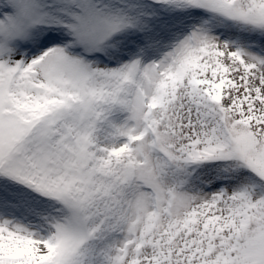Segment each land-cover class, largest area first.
<instances>
[{
	"label": "rangeland",
	"instance_id": "rangeland-1",
	"mask_svg": "<svg viewBox=\"0 0 264 264\" xmlns=\"http://www.w3.org/2000/svg\"><path fill=\"white\" fill-rule=\"evenodd\" d=\"M0 264H264V0H0Z\"/></svg>",
	"mask_w": 264,
	"mask_h": 264
}]
</instances>
